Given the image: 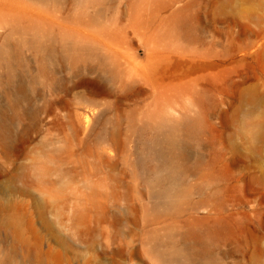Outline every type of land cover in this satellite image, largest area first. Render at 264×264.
I'll return each mask as SVG.
<instances>
[{
  "label": "rangeland",
  "instance_id": "374dc122",
  "mask_svg": "<svg viewBox=\"0 0 264 264\" xmlns=\"http://www.w3.org/2000/svg\"><path fill=\"white\" fill-rule=\"evenodd\" d=\"M0 264H264V0H0Z\"/></svg>",
  "mask_w": 264,
  "mask_h": 264
},
{
  "label": "bare ground",
  "instance_id": "6f19581e",
  "mask_svg": "<svg viewBox=\"0 0 264 264\" xmlns=\"http://www.w3.org/2000/svg\"><path fill=\"white\" fill-rule=\"evenodd\" d=\"M168 150H169V147H168ZM168 150H167V149L164 150V148H163V149H159L158 153H159L160 156L166 158V157H168V155H169ZM169 157H170V155H169ZM157 178H159V179L161 180L160 177H157ZM160 182H161V181H160ZM160 182H159V183H160Z\"/></svg>",
  "mask_w": 264,
  "mask_h": 264
}]
</instances>
